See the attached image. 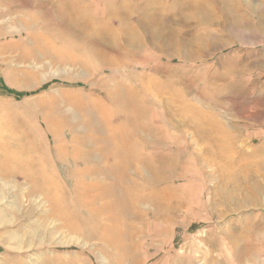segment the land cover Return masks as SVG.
Here are the masks:
<instances>
[{"label":"rangeland","instance_id":"374dc122","mask_svg":"<svg viewBox=\"0 0 264 264\" xmlns=\"http://www.w3.org/2000/svg\"><path fill=\"white\" fill-rule=\"evenodd\" d=\"M67 1L72 2L61 6L63 19L57 5ZM77 1H0V264H264V16L254 11L252 16H235L237 26L227 21L205 28L192 21L183 23V16H164L170 23L161 34L140 27L139 16L163 4L172 10V0H158L150 7L145 0H121L118 11L130 16L125 24L115 17L119 15L83 16L87 13L75 6ZM81 1L90 5L92 0ZM66 16L110 28L121 25L128 42L118 37L122 52H111L112 63L100 61L92 50L98 38L80 31ZM216 29L221 33L217 43L204 49L194 46L201 35L213 40ZM172 32L192 48L166 46ZM116 44L113 49L118 48ZM113 87H121L133 97L138 111L123 112L110 106L108 92ZM161 90L162 96L186 97L191 104L203 105L210 117L217 118L221 130L229 132L244 171L239 164L232 165L236 179L230 178L222 186L226 195L214 192L217 171L219 166L224 171V162L200 163L203 140L191 126L180 123V117L169 120L157 99ZM52 100H56L52 114L73 116L57 136L45 124L50 115L43 107ZM212 100L220 106L209 107ZM98 104L108 108L106 118ZM135 121L145 144L141 142L136 163L127 154L129 165L118 193L126 196L129 190L144 193L150 189L152 185L143 179L152 176L155 155L162 154V166L167 165L169 172L163 166L159 177L172 188L179 203L172 218L161 223L150 217L133 218L127 208L122 226L126 236L123 250L118 252L91 239L104 220L80 205L76 180L68 172L85 167H75L78 161L73 153L85 147L83 139L92 147L91 142L105 136L102 146L108 148L116 127L121 123L124 132L130 131ZM130 142H125L127 151ZM58 143L63 144V156L56 153ZM5 150L11 152L14 163L4 162ZM133 151L131 148V155ZM104 157L95 161L94 168L123 162L108 152ZM2 167L13 178L4 177ZM83 171L78 178L85 183L114 182L111 172L105 176ZM55 177L64 190V212L70 220L80 222V238L65 229L63 219L48 211L44 189ZM39 195L45 214L36 205ZM32 229L37 235L29 237L26 233ZM12 234L32 240L23 236L18 244Z\"/></svg>","mask_w":264,"mask_h":264},{"label":"bare ground","instance_id":"6f19581e","mask_svg":"<svg viewBox=\"0 0 264 264\" xmlns=\"http://www.w3.org/2000/svg\"><path fill=\"white\" fill-rule=\"evenodd\" d=\"M250 1L251 0H172L173 2L172 10L174 8V12L168 9L169 8L168 5L165 4H163L162 7H159V9L158 7H151V10L150 11L148 10L144 16H139V26L145 29L153 28L157 31H160L161 34L162 33L164 34L165 33L164 31H166L165 29L167 28L168 23H170L169 20L163 18L164 16H183L181 17V20L184 21L183 23L192 21L195 25H198L199 28L200 26L204 28L210 27L214 24L216 26L218 24L225 25L224 23H226L227 21L234 23L231 24L230 26L233 25L237 26L238 23H237V19L236 20L234 19L235 16H252L254 11H256L257 16H264V0H258L259 2L256 3L257 5L254 3H250ZM155 2H158V0H145V4L147 5V7L154 6L152 4H154ZM258 6H260L259 9H257ZM63 15L64 14H62V16ZM117 15L119 16H115V17L119 19L121 24L122 23L125 24L127 19L130 17L129 13H127L126 11H120L119 14ZM106 17L110 18L113 16H106ZM64 18L65 17L63 16V19ZM66 20L74 24L76 28L80 29V31H82L83 33L85 34L92 33L95 37L98 38L99 41L98 45H96L95 47L92 46L93 48L92 50L94 57L99 59L100 61H104L106 63H112L115 61V59L111 56V52L116 50L118 51V53L122 52L124 48L122 47L123 45L118 43V37H120V40H123L125 43L128 42V40H124L127 38L122 35V34L125 35L126 33L124 32V29L121 25L118 28H110L107 25L96 24L92 20H88V19H83V20L80 19L76 22L77 16H66ZM214 34L216 36H214L213 40H211V38L208 35H203V36L201 35L199 37V40L198 38L197 40H195L197 42L194 43V46L200 49H204L205 47L211 44L217 43L220 40L219 36L221 33H218L217 31ZM115 43L118 44V45L116 44L118 46L117 49H113L112 47L115 45ZM165 43L167 44V45L165 44L166 46H169L171 44H177L178 49L187 48L188 51L192 48L190 42L188 43L187 40H184L180 35L176 34L175 32L169 34L168 39L165 41ZM48 44H49L48 46H50L51 43ZM229 71L232 72V69H229ZM114 87L112 91L108 92L109 98L108 97L107 98L109 99L108 102L110 103V106L117 108L118 110H121L123 112H127V111L130 113L137 112L138 110L136 109V107L138 106V104L134 100V98L124 94L120 89L121 87L120 88L119 87L114 88ZM163 92L164 90H161L160 96H157V99L162 102L164 113L169 117V120L171 121L172 116L173 118L174 116L180 117L181 119L179 120V122L191 126L194 134L198 136L199 139L203 140L205 144L204 145L205 151L202 155V158H199L200 163L202 165L212 166L216 160L222 162V164L224 162L223 164L225 165L223 166L224 171L223 168H221V166H219L218 168L219 169L217 171L218 186L214 189L215 193L221 192L223 195L224 193L223 185H225L226 182H228V179L230 178L236 179L235 170L232 169V165L234 163H237L240 165V170L244 171V168L241 165L242 164L241 157L235 156L236 151L233 147V140L229 132L225 131V129L221 130L217 118L210 117L209 115L210 112L208 111V109L203 108L202 107L203 105L198 106L191 104L190 101L186 99V97L183 98L175 95L173 96L170 95L171 97L169 96L166 97L165 94L164 96H162ZM219 106L220 103L214 100H212V103L209 105V107L212 108H218ZM98 107L100 108V111L104 113L103 117L106 118L108 113V108H106V106L102 104H98ZM43 108L47 110L46 114L50 115V116H46V123L45 122L44 123L46 124L47 130L50 133H52L54 136L58 135L60 130L63 128V126H69L70 119L73 120V116L72 117L70 116V118L68 119L59 113L52 114V112L56 109V100H52L48 105H46ZM84 110L86 111V108ZM87 110L90 111L89 108H87ZM104 121H106V119H104ZM99 124H101V122L98 121L97 125ZM177 124L178 123L173 122V126L176 129L179 128L178 127L179 124L178 125ZM104 140H105V136L101 135L96 140V142L103 144ZM72 141L75 142V137L72 138ZM19 149L20 148H17V150ZM56 149H57L56 153H58L60 156L64 155L62 143H58L56 145ZM75 152L76 151H74L73 153ZM94 157L97 158V156ZM162 162L163 159L156 160L155 163L156 165H154V172L152 176L149 177L148 179L146 178L143 179L145 183L152 185L150 189L146 188L147 190L144 193L142 192L133 193L130 190L126 194V196H122L120 193H118V190L123 187L120 185H123L124 183L123 182L124 175L126 174V169L128 168L129 165V163L125 162V160L121 163H116L111 166H107V165L103 166V168L100 170V173L104 174L105 176L109 172L113 174L112 179L114 182L112 183H107L104 180L99 181L97 183H85L84 181H81L78 178L75 179L76 197L80 205L91 209L94 215L103 218L104 220L102 224L97 226L96 233L94 234V237L91 239L101 240L103 242L102 244L112 246L113 248L116 249V251L122 252L123 244H124L123 242L126 236V234H124V232L122 231L123 228L122 226L125 220L124 215L127 208L130 209L131 216L133 218L135 217L142 220H147V218L150 217L152 221L155 220V222L168 221L172 218L173 211L178 207L179 202L178 200H176V195L174 194L172 188L168 184H166V182H164L165 181L164 178L159 177V171L160 174H162L163 166L164 167L167 166L164 164L162 166ZM243 164L246 165V163ZM215 168L216 167H214V169ZM166 170H168V166ZM1 171L4 177L10 178L11 176L10 174L12 173L10 170H7V168L2 167ZM50 183L51 186L45 187L44 189L45 192L43 197L44 199H46V202L49 203L50 205L48 211L51 214L65 221L63 222L67 226V228L64 227L66 230H68L70 233H74L79 238L82 237L81 234L79 233L80 222L78 221V219L75 218L76 220H70L69 217L71 216L64 212V208H63L64 202L62 200V194L64 190L61 188V184L57 181L56 177L53 180L51 179ZM253 187L255 186L253 185ZM224 194L226 195V193ZM229 197L231 198V196ZM42 203L44 202L41 201V197H40V199L36 201V205L41 209V212L45 214L46 210H43L41 208ZM55 230H58V228H55ZM55 230L52 229L50 232L52 233ZM26 234H28L29 237H31L30 235L32 234L37 235L36 230L33 229ZM23 236L24 234L20 236L18 234H12V236L10 237L19 244L23 239ZM24 237H25L24 239H27L28 241L32 240V238H27L26 236ZM115 264H119V261H116Z\"/></svg>","mask_w":264,"mask_h":264},{"label":"crops","instance_id":"0c3cea01","mask_svg":"<svg viewBox=\"0 0 264 264\" xmlns=\"http://www.w3.org/2000/svg\"><path fill=\"white\" fill-rule=\"evenodd\" d=\"M69 2H72V1H69ZM69 2L68 1L67 2H61L57 5L59 15L62 16L63 9L61 6L63 4H68ZM121 3H122L121 0H117V1L116 0H92L90 2V5H89V3H87L86 1L83 2L80 0V2L79 1L75 2V6L77 5L79 7L80 11H85L87 13V14H82L83 16H85V15L115 16V15L119 14V12H120L118 10L121 7L120 6ZM66 15H68V14H66ZM0 102H2V100H0ZM115 130H114L115 132L114 131L112 132V136H111L108 148L106 146H102L103 145L102 143H97V142L96 143L91 142V146L92 145L93 146L89 147L87 140L83 139L86 142V144H84L85 147L80 148L79 150H75L76 151L75 154L77 155L76 159L78 161V164L76 162L75 167L81 166L82 164L85 165V167L82 168V171H80L81 170L80 168H78L80 170H78L77 168H74V171L71 170L68 173L70 175H72L75 179H76V177L78 178L79 174L84 172L83 171L84 169H85V173H88L89 175H93L94 173L102 175L100 173V170L102 168H100V167L94 168V163L96 160H102L103 158H105L104 156L107 154V152L112 157L116 156V158H122L121 159L122 161H124V160L127 161L126 156H127V154H129L131 156V159L134 160V161L131 160L130 162H137L136 159L139 160L138 150L141 147V142H143L140 139V133H139L137 121H135V123H134V125L130 131L124 132L122 129L121 123H120V126H117ZM130 139H131V142L129 144L130 148L128 147V151H127L126 150L127 147H125V145H126L125 142H127ZM105 140H107L106 137H105ZM105 140H104V142H105ZM98 144H99V146H98ZM144 144L145 143L143 142V146H144ZM109 146H110V148H109ZM131 148H133V150H134L132 155L130 154ZM139 153H140V151H139ZM94 156H97V158ZM2 159L4 161H7V162L10 161V163H12V162L14 163V161H13L14 159L12 158L11 152H7L6 150L3 152ZM155 159L156 160H158V159L162 160L163 159L162 154H160V155L156 154ZM100 164H102V161ZM114 164H116V163L114 162ZM104 166H106V165H104ZM78 179H80V178H78Z\"/></svg>","mask_w":264,"mask_h":264},{"label":"trees","instance_id":"16d2710c","mask_svg":"<svg viewBox=\"0 0 264 264\" xmlns=\"http://www.w3.org/2000/svg\"><path fill=\"white\" fill-rule=\"evenodd\" d=\"M18 94H20V93H18Z\"/></svg>","mask_w":264,"mask_h":264}]
</instances>
